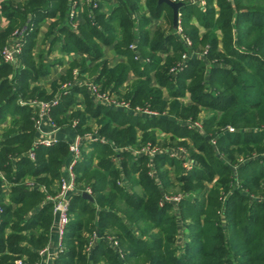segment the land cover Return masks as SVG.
<instances>
[{
    "label": "trees",
    "instance_id": "1",
    "mask_svg": "<svg viewBox=\"0 0 264 264\" xmlns=\"http://www.w3.org/2000/svg\"><path fill=\"white\" fill-rule=\"evenodd\" d=\"M73 1L79 2L2 0L0 4V16L9 21L0 30V51L12 31L26 25L17 64L5 62L0 55V121L5 122L0 170L12 184L9 201H0V264H15L18 259L34 264L38 250L48 241L51 204L37 187L50 190L60 178V168L69 158L68 139L34 147L36 114L28 105H19L18 99L45 100L58 94V104L51 110L53 121L72 129L71 136H83L88 120L94 118L97 135L105 142L82 146V155L73 167L80 190L71 196L63 247L53 264H126L129 260H142L143 264H264V0H204L203 5L176 0L183 3L178 9L183 32L179 34L172 25L171 9L158 0H145L144 6L140 0H116L108 12L102 10L108 0H90L71 18ZM161 16L166 28L150 30V18ZM48 18L52 19L49 23ZM48 38L43 51L41 46ZM131 43L135 50L129 48ZM107 45L125 55L126 62L109 67L101 60L102 46ZM54 46L62 54L83 55L62 76L63 82L75 80V84L61 95V90L48 94L31 84L48 74L54 62L45 55ZM86 59L93 66L88 67ZM75 67L77 75L72 71ZM93 70L91 82L101 92L117 94L132 74L135 79L126 94L141 109L162 111L166 102L163 90L167 89L178 118L196 119L200 110L211 111L201 121L204 131L168 116L132 114L96 103L84 81H76V76ZM81 101L83 111L70 110ZM157 127L170 134L173 144L168 146L186 150L188 157L175 160L166 151L136 155L129 150L136 143V128L148 133L147 129ZM144 140L150 146L156 143L153 134ZM114 148L125 149L117 153ZM31 149L33 159L27 156ZM115 155L118 167L112 161ZM167 163H177L182 169L175 181L184 196L174 205L186 241L178 245V221L170 213L172 201L167 200L172 198L169 188L174 186ZM121 174L134 177L143 194L125 190L118 182ZM30 179L34 188L24 183ZM206 183L214 185L205 190ZM87 188L92 201L81 195ZM119 201L129 213L119 214ZM151 231L154 235L147 237ZM94 232L98 239L85 251ZM112 240L118 241L122 258Z\"/></svg>",
    "mask_w": 264,
    "mask_h": 264
},
{
    "label": "built area",
    "instance_id": "2",
    "mask_svg": "<svg viewBox=\"0 0 264 264\" xmlns=\"http://www.w3.org/2000/svg\"><path fill=\"white\" fill-rule=\"evenodd\" d=\"M87 3H91L90 0H87ZM191 2H198L199 5H203L202 0H189ZM96 3H94V6ZM79 5L78 2L73 1L71 4V8L69 10V16L72 18L76 13ZM74 25V24H73ZM25 29L16 28L12 31L9 39L7 40L5 46L0 51V55L2 59L11 64L15 65L18 62V56L21 53L23 40L25 36ZM184 39V38H183ZM187 45H190V41L188 39H184ZM130 49H136L135 43L129 44ZM185 54L182 55L185 58ZM137 57V56H136ZM76 74V72H73ZM75 80L73 81H65L61 85V91H59L60 95L63 93L65 94L70 90L71 87L74 86ZM89 89L90 94L94 97L96 103H101L105 106L115 107L117 108L119 104H117L114 99H111V94L107 91L101 92L98 85L93 84L92 82H83ZM59 94L55 95L53 98L49 100H42V99H31V100H22L18 99L19 105H28L30 108L33 109L34 113L36 114L35 119V131L36 137L33 140L34 147L37 146H44L48 147L51 146L59 140L57 134L60 131V127L55 124L51 117V110L58 104L59 101ZM146 110V112L142 111ZM148 111V113H147ZM140 112V111H139ZM141 112L138 115H154L148 109H141ZM75 123L73 122L72 127H74ZM99 142L104 143L105 139L99 137L98 135H79L75 134L68 138V149H69V158L67 160V164L64 168V172L61 174L59 178V187L58 189L50 194L45 192L44 187L38 186V189H41L45 192L44 200L51 204V211H52V223L49 231L48 241L44 247L38 250L39 259L34 264H53L54 258L57 255V251L62 249L63 247V239L66 232V226L70 218L69 214V206H70V199L72 194L75 190V175L73 174V167L76 162L80 158V152H82V146L87 144ZM169 153V152H168ZM27 156L30 159L34 158V151L31 149L27 152ZM0 179L5 180L7 185H12L6 177L0 172ZM24 183L27 187L34 188L35 184L31 180H25ZM86 193L90 194V190L87 188L83 190ZM180 197H176L174 199L167 200H175L177 201ZM1 212V207H0ZM98 239L96 233H93L88 247L86 249H90L94 242ZM113 244V243H112ZM15 264H28L27 262L22 261V259H18L15 261Z\"/></svg>",
    "mask_w": 264,
    "mask_h": 264
},
{
    "label": "rangeland",
    "instance_id": "3",
    "mask_svg": "<svg viewBox=\"0 0 264 264\" xmlns=\"http://www.w3.org/2000/svg\"><path fill=\"white\" fill-rule=\"evenodd\" d=\"M202 1L205 2L204 0H202ZM177 32L183 33L182 32V27L178 26ZM184 39H185V37H184ZM77 69H78V67L73 68V70H74L73 72H77ZM83 74H85V76L88 77V80L83 79L84 76L82 75L81 77L76 76V81H86V82L90 83L92 81V78L95 75V70H93V71H84ZM64 82L62 81V82L59 83V85L57 87V90L54 92V94H56L61 89V85ZM154 83H155V80L152 79L151 80V84H154ZM124 85H126L125 82L122 84L121 87H119L120 88V93L119 94H117L116 92L110 93L111 94V99H114V101H116L117 104H119V105H117L118 106L117 108L121 109V110H124V111H127V112L132 113V114L143 113V112H141V107L140 106H135V105L131 104V102L129 100V97L126 94L127 92L130 93V90H128V89H129L130 85H132V84L129 83L127 87H123ZM98 87H100V86H98ZM163 91H164V99L166 100L164 106L162 107L163 110L162 111L153 110V111H150V112L152 114H154V115H157V116H162L163 115V116L171 117V118L175 119L176 121H178L179 124H181L183 126H187L189 128H194L195 127L197 130H201L203 132L204 130H203L202 126H201V121H202L203 118L208 117L211 114V111L206 110V109L200 110V112H199V114H198L196 119H191V116H188L186 119L178 118L177 114L173 111V109L171 107V102L173 101L172 96L169 95L167 89H164ZM126 96H127V99L125 98ZM45 100H49V99H45ZM184 100H186V99L184 98ZM83 103L84 102L81 101L80 103H78L75 106H73V108H70V110L81 109L83 111L84 110V104ZM142 111L146 112V110H142ZM147 113H148V111H147ZM184 114H187V113H184ZM56 125L60 127V131H63V130H65V128H68V126H60L58 124H56ZM88 126L89 127H88L87 130H85L84 134L87 135V136H89V135H97L98 124H97V122H96V120L94 118H91V119L88 120ZM135 132H136L135 133V135H136V143L133 144L132 146H128V148H129V150L132 153H134L136 155H139V154H142V153L153 154L155 152L157 153V152H161V151H166V152H169L170 159L174 158L175 160H177V159H182V157L184 158V156H185V158L188 157L187 156L188 154H187L186 150H184L182 148L175 149L173 146H168L169 144L172 145L173 142L169 139L170 138V134L167 133L166 131H164V129H162L161 127H157V129H154L153 131H149L147 129L148 133H143L142 129L136 128ZM152 134L155 136V142L156 143H155L154 146H150V141L149 140H144V138H146V136L150 138L152 136ZM179 138H181V137H179ZM184 138L189 140L188 137H184ZM114 149H115V152L119 153L125 148H114ZM81 153L82 152H80V155H82ZM112 161H113L115 167L119 166V157H118V155L112 156ZM66 164H67V162L65 163V166H66ZM189 164L191 165V163H189ZM181 165L184 166V164H181ZM186 165H188V164H186ZM182 166H180V167L182 168ZM165 167L168 168L169 177L174 182V186L172 188H169L170 193L172 194V198L171 199H174L176 197H183L184 194H182L179 191L178 184L175 181L176 175L182 169L179 170L177 163L174 164V165H171V164L167 163L165 165ZM150 170H153L152 167L150 168ZM63 172H64V165L60 168V176H61V174ZM30 180H32V179H30ZM118 182L121 185H125V190H127L129 193L140 194V195L143 194V192L141 190V187L135 182V178L134 177H126L125 175L121 174L120 175V179H118ZM211 184L212 183H210V184L206 183L204 185L203 189H205V190L210 189V187L212 185H214V184H212V185ZM41 187H44V186L41 185ZM58 187H59V179H56L54 181L53 185H51L49 187L50 190L46 189L44 187V189H45L44 191L47 192V193L52 194L51 192H55L58 189ZM77 188L78 187H77V184H76L74 192L77 191ZM263 197H264V195H263ZM1 199H2V197H1ZM92 200H93V198H92ZM171 201L173 203V206H172V209H171L170 213L172 215H175L176 218H177V221H178V217L180 215L179 214V209L174 205V203H176L175 200H171ZM117 206H118L117 208L119 209L118 212H119L120 215L123 216V214L129 213V210H128L126 204L123 201H119ZM13 208H14V206H13ZM52 220H53V217H52ZM187 220H190V218H187ZM51 223H52V221H51ZM131 226L135 230H137V228L133 224H131ZM138 229H139V226H138ZM6 231H9V229H7ZM94 233H97V232H94ZM154 233L155 232H153V231L147 233V237L153 236ZM92 234L89 236V238H91ZM84 235L88 236L87 233H84ZM107 238H111V236H107ZM185 241H186V236L184 235V229H183V227H181V223L178 221L177 222V231H176V244L178 245L179 243H181V242L184 243ZM112 243H113V246L117 248V253L122 258V253H121V249L119 247L118 241L117 240H112ZM124 247H127L126 243H123V248ZM85 251L89 252V249L85 248ZM182 251H183V249L181 248L179 252L181 253ZM101 262L99 261V262H97L95 264H101ZM102 264H104V263L102 262ZM126 264H143V261L142 260H137V261L129 260V261L126 262Z\"/></svg>",
    "mask_w": 264,
    "mask_h": 264
},
{
    "label": "crops",
    "instance_id": "4",
    "mask_svg": "<svg viewBox=\"0 0 264 264\" xmlns=\"http://www.w3.org/2000/svg\"><path fill=\"white\" fill-rule=\"evenodd\" d=\"M1 1L2 0H0V4H1ZM14 1L23 2L25 0H14ZM87 2H88L87 0H79V2H78L79 7L76 11L77 14H80V12L83 11L84 7L87 5ZM116 4H117L116 0H108L107 2L103 3L102 10L108 12L109 9L113 6H115ZM140 4L142 6H144L145 0H140ZM51 20H52L51 18H48L46 20V22L49 23ZM8 22L9 21L6 17L0 16V30L4 29L8 25ZM193 23L195 25H197L199 27V29L201 28L196 20H193ZM46 26L47 25H44L41 28L43 33L46 31ZM157 26L162 27V28H166L165 19L163 16H161L160 18H150L148 28L153 31ZM178 26L181 27L179 19L177 20V28H178ZM24 28H26V25L24 26ZM49 41H50L49 38L46 39V41H44L43 45L41 46L43 51L47 50V47L49 45ZM45 56H46L47 61L54 62V63L50 65L49 72L47 75L40 76L37 79V81L31 82V84L32 85H38L39 87L43 88L48 94H52L57 90L59 83L62 82V76L66 75L67 71L70 69V65H71L72 61L79 59L83 55H78V54H75L73 52L68 53V54H64V53L62 54L58 50L57 46H54L52 48V50H50L49 52H46ZM101 60L106 61L107 65L109 67H113L114 65H116L118 63L126 62L127 58L125 55L116 53L113 45H107V46H102ZM86 64L88 67H91V66H93L94 63H92L86 59ZM72 71H74V70H72ZM83 73H81L80 77L83 75L84 76L83 79L88 80V77H86L85 74H83ZM133 79H134L133 75L129 74L127 79L124 81L126 85H124L123 87L128 86V84L131 83L133 81ZM84 82H86V81H84ZM4 127H5V122L0 121V139H1L2 133L4 131L3 130ZM72 132H73L72 129L65 128V130L59 131L57 136L60 139H62V138L68 139L71 136ZM35 137H36V135H35ZM64 168H65V164H64ZM0 172L5 176V174L1 170H0ZM10 191H11V186L7 185L5 180L0 179V199L2 197V199L0 201L8 202Z\"/></svg>",
    "mask_w": 264,
    "mask_h": 264
},
{
    "label": "water",
    "instance_id": "5",
    "mask_svg": "<svg viewBox=\"0 0 264 264\" xmlns=\"http://www.w3.org/2000/svg\"><path fill=\"white\" fill-rule=\"evenodd\" d=\"M159 2L165 3L172 11V25L173 28L177 27V20H178V9L179 7L182 6L181 1H176V0H158ZM81 195L88 199L89 201H92V197L89 193H86L84 191L81 192Z\"/></svg>",
    "mask_w": 264,
    "mask_h": 264
}]
</instances>
